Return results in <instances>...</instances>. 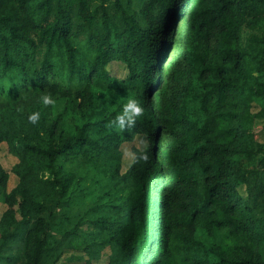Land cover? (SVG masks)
I'll use <instances>...</instances> for the list:
<instances>
[{"label":"trees","instance_id":"obj_1","mask_svg":"<svg viewBox=\"0 0 264 264\" xmlns=\"http://www.w3.org/2000/svg\"><path fill=\"white\" fill-rule=\"evenodd\" d=\"M261 120L264 0H0V264H264Z\"/></svg>","mask_w":264,"mask_h":264},{"label":"rangeland","instance_id":"obj_2","mask_svg":"<svg viewBox=\"0 0 264 264\" xmlns=\"http://www.w3.org/2000/svg\"><path fill=\"white\" fill-rule=\"evenodd\" d=\"M113 71L117 72L118 74H123L124 72L123 67L119 64L113 66ZM255 141L259 143H264V123L262 120L257 122ZM147 147H148V142L146 136L144 135L137 136L136 139L131 143L123 144L121 148L124 154L122 171L126 172L128 168L132 165L134 158L136 156L135 151L143 152L147 149ZM0 163L10 174V179L8 183V191L10 192L13 189H15L19 184V178L12 172L13 167L18 163V159L10 153L8 145L5 142L2 143L0 146ZM239 191L242 197L244 198L247 197L245 186H241ZM6 209L7 206L3 202L0 194V219L3 213L6 211ZM262 251L264 252V244L262 246ZM73 254L74 252L71 251L65 252V254L61 259V264L84 263L82 261H77V260L70 261L69 257ZM80 254L83 255L82 252H80ZM108 255H109V251H106L104 257L100 261H94L93 264H107Z\"/></svg>","mask_w":264,"mask_h":264},{"label":"clouds","instance_id":"obj_3","mask_svg":"<svg viewBox=\"0 0 264 264\" xmlns=\"http://www.w3.org/2000/svg\"><path fill=\"white\" fill-rule=\"evenodd\" d=\"M42 101L45 105L54 103V100L48 95H44ZM143 112L144 108L141 103L137 99L130 98L124 104L123 110L110 122V126L114 125L120 129L131 128L135 125L137 118L142 116ZM28 119L35 124L39 120V113H32ZM143 158L147 159V155H144Z\"/></svg>","mask_w":264,"mask_h":264}]
</instances>
